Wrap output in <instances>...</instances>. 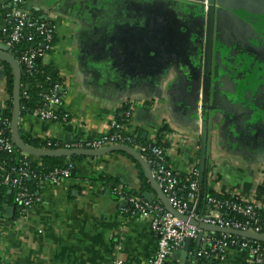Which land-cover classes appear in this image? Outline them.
I'll use <instances>...</instances> for the list:
<instances>
[{"label": "crops", "instance_id": "1", "mask_svg": "<svg viewBox=\"0 0 264 264\" xmlns=\"http://www.w3.org/2000/svg\"><path fill=\"white\" fill-rule=\"evenodd\" d=\"M201 1L23 0L22 9L53 28V48L40 59L58 77L61 100L56 120L21 114L20 138L85 140L122 119L123 133L137 136L130 145L136 151L157 139L165 144L166 164L180 179L196 170L200 184L206 170L214 192L255 198L264 183V0H215L207 74ZM12 11L11 0H0V19ZM6 98L0 61V112ZM79 155L68 179L39 181L32 208L16 214L14 202L0 204V264H99L114 257L147 263L156 246L151 217L124 214L126 203L114 192L118 182L160 201L151 183L139 190L144 166L127 151ZM195 247L191 240L186 264L195 262ZM180 261L172 252L164 264ZM207 262L259 264L231 246L223 261Z\"/></svg>", "mask_w": 264, "mask_h": 264}, {"label": "built area", "instance_id": "2", "mask_svg": "<svg viewBox=\"0 0 264 264\" xmlns=\"http://www.w3.org/2000/svg\"><path fill=\"white\" fill-rule=\"evenodd\" d=\"M206 11V0L201 1ZM23 0H11L13 11L8 14L6 24L11 26L7 29L1 26L5 34L4 42L8 48L15 46L23 37L25 32L26 40L33 41L34 33L41 37V41L36 46L25 48L19 59L28 74L34 71V61L44 53L53 48L52 40L54 37L53 28L46 23L45 20L35 18L26 10L21 8ZM49 79V77H47ZM61 84L53 83L50 90L45 91L43 96V105L35 108L32 113L43 120H56L59 118L57 106L61 100ZM130 116V111L125 112V117ZM7 119L0 120V149L13 152L17 148L6 135V130L10 127ZM133 135L125 134L122 131V123L112 122L109 129L99 136L85 139L62 142L56 150L70 149H101L106 146L116 144L129 145ZM58 142H48L57 146ZM130 146V145H129ZM22 152V151H21ZM151 157L141 156L148 163L152 176L162 189L165 197L171 206L182 215L187 216L191 220L201 221L221 227H230L239 230H249L252 232L264 234V201L258 198H252L247 201H240L232 196L227 198H217L208 196L206 198V209L199 212L196 206L198 202V182L196 179L191 180L185 188L188 192L186 196L180 194L179 177L166 164V149L160 145L153 144L149 147ZM24 156L27 153L22 152ZM72 163L67 166L54 168L46 175V180L50 184H56L59 181L66 180L70 176ZM7 172L2 182L14 191L13 202L21 205L22 212L32 208L39 197L28 190L23 182V178L28 175L27 170H18ZM197 171L194 170V174ZM114 192L125 200L126 206L123 207L124 214L127 216L148 215L151 217L150 228L156 238V246L153 254L146 264H164L174 249L181 248L186 238L197 240L201 228L187 221H183L177 216L167 211L160 201H147L143 197L137 195H128L125 197L123 193V184H117ZM212 232V231H208ZM232 234L221 233V236L215 237L210 233L205 234V230L200 238V242H204V246L198 248L197 257H204L223 261L229 246L234 244L230 239ZM252 240V239H251ZM200 244V243H199ZM239 249L246 250L253 258L254 262L264 263V244L259 242H250L248 240L239 241ZM99 264H130L124 259L114 257L109 260H103Z\"/></svg>", "mask_w": 264, "mask_h": 264}, {"label": "trees", "instance_id": "3", "mask_svg": "<svg viewBox=\"0 0 264 264\" xmlns=\"http://www.w3.org/2000/svg\"><path fill=\"white\" fill-rule=\"evenodd\" d=\"M3 25L7 29H9L11 26L10 23L6 24L5 20L0 19V26H3ZM25 32L26 30H24L23 32L22 39L15 46L9 49L10 55L15 59H19L22 51L25 48L30 47V46H36L39 43V41H41V37L37 33H34V38L32 42L27 41L26 36L24 35ZM4 39H5V34L0 28V41H3ZM54 42H55V39L53 37L52 44H54ZM37 58L34 61L35 66H34V71L32 74H28L24 66L22 64H19V67H20V80H19L20 115L25 112H32L35 108L43 105L44 101H43L42 95L45 93V91L50 90L53 83L59 82V79L56 76V74H53L51 72V69L47 65H43L41 62V59H37ZM1 63L3 64L4 70H5V88L7 92V98L5 100V107L0 112V120L7 119L11 123L12 110H13L15 74H14L13 67L9 63L5 61H1ZM47 77H49V79H47ZM117 121L119 123L123 122L122 119L117 120ZM6 135L11 137L10 127L7 128ZM132 138H133V141H131L129 145H133L137 143V136L134 135L132 136ZM21 140L31 147H41L42 146L46 149L58 148L62 143L61 141H52V140L48 141L47 140V142L44 141L40 144H37V143H32L26 140L22 136H21ZM48 142H58V143H57V146H54L52 144H48ZM153 144L160 145L166 149L165 144L162 143L160 139H157L154 142L143 143L139 152L143 154L146 158L151 157V154L149 152V147ZM128 155L134 161L138 162L130 154ZM80 157L81 155L79 154L71 155L68 157L67 156L66 157L65 156H37V155H32V154H27V156H24L21 150L18 148L13 152H7V151L0 149V204L2 202L7 203V204L13 203L14 191L11 190L7 185H5L2 182V178L7 172L14 173L13 171L16 172L20 169L27 170L28 175L23 178V182L25 186L28 188V190L35 195V191L38 189L39 181L46 180V175L49 171H51L54 168L65 167L67 166L69 162L72 163V167H73L74 160ZM206 176L207 175H206V170H205L203 174L202 182L198 184V199H199L198 211L199 212L204 211V209H206L205 201L208 196H215L217 198L229 197V195L214 192L208 186ZM178 179H179V187H181L180 194L186 196L188 190L187 188H185V186L191 180L196 179V174H194L192 176V179L190 180H186L182 178L181 179L178 178ZM117 184H122V183H118V182L115 183V185ZM150 187L151 185H150L148 178L144 176V178L142 179V182L140 183L139 190L144 191ZM123 193L125 197L128 195H132V194L135 195L134 192L126 190L124 185H123ZM138 196H140V194ZM118 197L120 198L121 196L117 195V198ZM255 197L264 201V183L258 185L255 191ZM16 205H17L16 214H18L19 208H21V205L20 204H16ZM208 233H210L211 235H214L215 237L221 236L220 232H208ZM230 239L234 241V244H232L231 247H236V248L237 247L239 248L240 240L241 241L248 240L250 242H254V243L259 242L261 244H264V241L262 240H257V239L251 240V239L238 236V235H231ZM207 261H209L208 258L206 259L204 257H197L195 262H193L192 264H208Z\"/></svg>", "mask_w": 264, "mask_h": 264}, {"label": "water", "instance_id": "4", "mask_svg": "<svg viewBox=\"0 0 264 264\" xmlns=\"http://www.w3.org/2000/svg\"><path fill=\"white\" fill-rule=\"evenodd\" d=\"M8 1V0H6ZM207 2V8H206V32H205V45H204V71L207 74L209 72L210 67V52H211V41H212V25H213V10H214V3L215 0H206ZM201 6L203 7V3L201 2ZM30 9V7H27ZM0 16L5 17L3 14H0ZM51 27V25H49ZM1 28V26H0ZM9 48L4 42H0V61H5L9 63L13 69L15 74V80H14V96H13V110H12V119L10 124L11 129V139L12 142L16 145L18 149H20L22 152H25L27 154L37 155V156H71L75 154H90V155H102L107 152H112L116 150L121 151H127L131 153L134 157H136L144 166L146 170V174L148 177L149 182L152 184L154 189L156 190L158 194V198L160 202L163 204L165 209L172 213L174 216H177L183 221H187L193 225L198 226L201 228V231L199 232L198 238L196 240V247L192 253L193 260L196 259V252L199 248L200 238L203 234V231H212V232H220V233H229L232 235H238L242 236L248 239H257L264 241V234L252 232L249 230H239L234 229L230 227H221L209 223H204L201 221L191 220L187 218V216L179 214L169 203L167 198L165 197L164 193L162 192L161 187L155 180V178L152 176L150 166L148 163L144 160V158L141 156L140 152L136 151L134 148H132L129 145L126 144H116V145H110L106 146L101 149H70V150H50V149H38L35 147H31L24 143L20 136L18 131V122H19V116H20V103H19V80H20V67L19 63L17 62V59L13 58L9 53ZM37 59H40L38 57ZM203 100L205 101V91L203 89L202 94ZM206 122L202 121L201 124V145H200V160H199V181L202 179V173H203V159H204V151H205V142H206ZM73 172V169H71V173ZM143 197L147 201L151 200V195L147 192L143 193ZM125 203V200L122 201V204ZM199 206V200L197 202V207ZM191 242L190 238H186L184 244L181 248H177L173 250V253L180 255V263L179 264H186V261L188 260V252H189V243Z\"/></svg>", "mask_w": 264, "mask_h": 264}]
</instances>
